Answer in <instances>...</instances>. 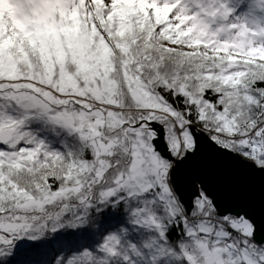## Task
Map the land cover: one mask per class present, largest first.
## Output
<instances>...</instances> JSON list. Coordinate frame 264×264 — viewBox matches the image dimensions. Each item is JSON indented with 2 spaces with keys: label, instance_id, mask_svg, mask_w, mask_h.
Instances as JSON below:
<instances>
[{
  "label": "snow or ice",
  "instance_id": "obj_1",
  "mask_svg": "<svg viewBox=\"0 0 264 264\" xmlns=\"http://www.w3.org/2000/svg\"><path fill=\"white\" fill-rule=\"evenodd\" d=\"M0 264H264V0H0Z\"/></svg>",
  "mask_w": 264,
  "mask_h": 264
},
{
  "label": "water",
  "instance_id": "obj_2",
  "mask_svg": "<svg viewBox=\"0 0 264 264\" xmlns=\"http://www.w3.org/2000/svg\"><path fill=\"white\" fill-rule=\"evenodd\" d=\"M226 168H232L233 166H231L230 164L226 163L225 162V165H224ZM246 179L248 180L249 183L251 184H259V178L258 177H255L253 175H248L246 177Z\"/></svg>",
  "mask_w": 264,
  "mask_h": 264
}]
</instances>
